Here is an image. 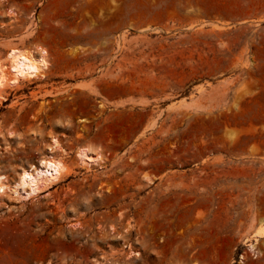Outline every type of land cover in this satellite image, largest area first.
<instances>
[{"label": "rangeland", "instance_id": "374dc122", "mask_svg": "<svg viewBox=\"0 0 264 264\" xmlns=\"http://www.w3.org/2000/svg\"><path fill=\"white\" fill-rule=\"evenodd\" d=\"M0 24L4 66L14 45L49 62L0 94V176L39 168L52 136L71 170L1 196L0 264H264V236L247 238L264 223V0H0ZM82 146L100 166L78 163ZM85 181L125 200L78 207ZM122 204L139 255L119 240L65 257L70 233Z\"/></svg>", "mask_w": 264, "mask_h": 264}, {"label": "bare ground", "instance_id": "6f19581e", "mask_svg": "<svg viewBox=\"0 0 264 264\" xmlns=\"http://www.w3.org/2000/svg\"><path fill=\"white\" fill-rule=\"evenodd\" d=\"M10 13H12L16 17L17 12L8 11V14ZM14 16L12 17V20L15 19ZM3 26V24H0V28H3ZM12 45L14 44L12 43ZM14 46H11V48H9L8 52L5 55V59H7L8 65L4 66V64H2L0 61V94L8 84L18 85L23 82V80H32L35 78L43 77L45 76V72L48 69L49 62L46 57L47 51L42 46L36 45L31 49H20L16 45ZM181 101L184 102L183 99ZM254 136L257 141V146L255 149L256 153L264 155V130H256ZM59 147L60 146L58 140L54 136H52L50 139V143L47 146L45 155H43L38 160V163L40 164L39 168L34 166L31 169H22L16 176V179L13 182L14 184L9 185L7 181L0 176V198L3 194L7 193L14 194L15 198H19V190H23L25 192V196L27 197L30 194L36 192L40 188V185H47L55 180L59 181L62 178H65V176H67L71 172V170H69L66 164L55 155L57 149H60ZM93 150L88 146H82L76 150V157L78 163L81 166L92 168L95 165H101L100 160L102 159V154H100L98 151L95 152ZM92 151L95 153H92ZM148 178L150 179V177ZM144 179L146 181H151L146 177H144ZM99 185L101 186L98 187L93 183H86L85 181L80 187L79 191L74 192V197L71 199V203L74 205H79L78 207H89L94 204L108 205L113 203L115 200H118L119 198L121 199V201L125 200L124 192L119 193V198H117L112 194L115 192L114 188L107 189L106 187L103 188L104 186L102 187V184ZM136 186L135 190L138 191L139 187L136 188ZM120 188L123 189V187ZM175 190L176 189L173 188H164L160 192L161 194L156 197V201L161 206L160 211L162 213L167 212L165 207L167 206V203H170L168 202V200H170V196L175 192ZM193 198L197 199V201L200 202L206 200V198H204V196L200 193L195 194ZM132 204L135 207H140L141 201H138L136 203H133L132 201ZM125 206H128V204H122L119 207L120 211L118 212V215H113L114 218L108 217V215L105 214L103 215V217L98 216L97 218H95L96 227L94 228L93 226H91V223H88L85 231H83L84 229H82L75 230L70 233V237L73 240L74 245L71 251L65 253V257L73 260L84 261L88 259L89 254L94 251V247H97L99 244L118 242L119 240H122L121 246H123L121 249H123L124 247L128 248V252L126 253L127 256L131 254L134 256L139 255V252L134 249L132 243L127 241V234L125 233L127 232V228H129V226L126 228L125 225H123L122 223L120 224L121 221L119 217L121 216L120 218H122L123 216L127 215V209ZM85 233H87V236L85 235ZM263 236L264 223L257 225L250 236H248L247 238H251L256 242ZM253 247V244H249L250 249H253ZM120 250H118L117 252H120ZM111 258L113 262H117L118 264L120 263L119 256H112ZM195 258L196 257L194 256L190 258V260H193ZM194 264L196 263L194 262Z\"/></svg>", "mask_w": 264, "mask_h": 264}]
</instances>
